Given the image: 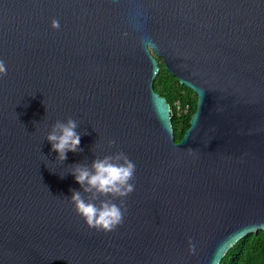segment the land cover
Returning a JSON list of instances; mask_svg holds the SVG:
<instances>
[{
    "label": "water",
    "instance_id": "obj_1",
    "mask_svg": "<svg viewBox=\"0 0 264 264\" xmlns=\"http://www.w3.org/2000/svg\"><path fill=\"white\" fill-rule=\"evenodd\" d=\"M158 59L197 96L179 142ZM0 60V264H219L264 231V0H0ZM69 118L62 163L46 134ZM116 151L135 190L105 234L70 173Z\"/></svg>",
    "mask_w": 264,
    "mask_h": 264
},
{
    "label": "clouds",
    "instance_id": "obj_2",
    "mask_svg": "<svg viewBox=\"0 0 264 264\" xmlns=\"http://www.w3.org/2000/svg\"><path fill=\"white\" fill-rule=\"evenodd\" d=\"M51 27L58 30V20H52ZM7 75V67L0 60V78ZM78 123L69 118L66 122H55L47 132L46 139L56 152L57 159L64 162L67 153L81 152V135L76 131ZM116 141H109V147ZM136 165L122 151L100 158L96 156L90 165L76 164L72 166L71 175L80 185L81 191L72 190L69 200L74 211L79 215L89 229L105 234L111 233L121 226L127 208L124 201L135 190L134 177ZM63 177V176H61ZM119 200L117 204L115 201ZM190 253H195V245L189 241Z\"/></svg>",
    "mask_w": 264,
    "mask_h": 264
},
{
    "label": "trees",
    "instance_id": "obj_3",
    "mask_svg": "<svg viewBox=\"0 0 264 264\" xmlns=\"http://www.w3.org/2000/svg\"><path fill=\"white\" fill-rule=\"evenodd\" d=\"M158 61L159 73L154 80V89L170 104L175 140L179 142L190 126V119L196 110L197 96L190 88L180 84L160 59ZM176 102L182 108L188 105L189 112L177 115ZM219 264H264V231L249 233L240 239L226 252Z\"/></svg>",
    "mask_w": 264,
    "mask_h": 264
},
{
    "label": "built area",
    "instance_id": "obj_4",
    "mask_svg": "<svg viewBox=\"0 0 264 264\" xmlns=\"http://www.w3.org/2000/svg\"><path fill=\"white\" fill-rule=\"evenodd\" d=\"M175 107H176V114L177 115H182V114H187L189 112V106H185L184 108H182L179 104V102L175 103ZM171 116H172V112H171Z\"/></svg>",
    "mask_w": 264,
    "mask_h": 264
}]
</instances>
